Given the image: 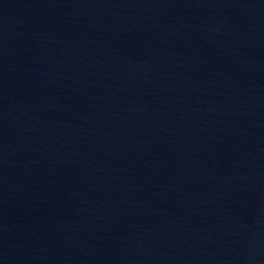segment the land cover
<instances>
[{
	"label": "water",
	"instance_id": "95a60500",
	"mask_svg": "<svg viewBox=\"0 0 264 264\" xmlns=\"http://www.w3.org/2000/svg\"><path fill=\"white\" fill-rule=\"evenodd\" d=\"M0 264H264V0H0Z\"/></svg>",
	"mask_w": 264,
	"mask_h": 264
}]
</instances>
